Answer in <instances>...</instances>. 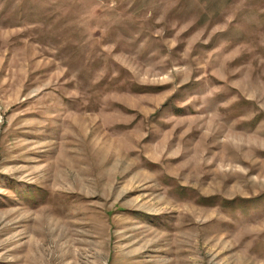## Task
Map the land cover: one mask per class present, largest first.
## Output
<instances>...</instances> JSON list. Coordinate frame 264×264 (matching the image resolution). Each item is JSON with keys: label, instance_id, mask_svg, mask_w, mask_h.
I'll list each match as a JSON object with an SVG mask.
<instances>
[{"label": "rangeland", "instance_id": "374dc122", "mask_svg": "<svg viewBox=\"0 0 264 264\" xmlns=\"http://www.w3.org/2000/svg\"><path fill=\"white\" fill-rule=\"evenodd\" d=\"M0 264H264V0H0Z\"/></svg>", "mask_w": 264, "mask_h": 264}]
</instances>
